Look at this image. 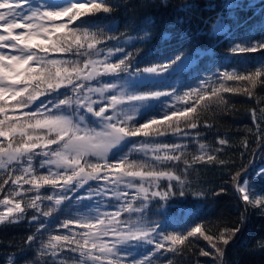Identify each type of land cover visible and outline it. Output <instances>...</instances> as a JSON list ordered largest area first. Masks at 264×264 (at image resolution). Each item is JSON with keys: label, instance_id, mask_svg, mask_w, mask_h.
Wrapping results in <instances>:
<instances>
[{"label": "snow or ice", "instance_id": "6c2138e0", "mask_svg": "<svg viewBox=\"0 0 264 264\" xmlns=\"http://www.w3.org/2000/svg\"><path fill=\"white\" fill-rule=\"evenodd\" d=\"M114 7L107 0H0V192L11 180L0 198V206L5 208L0 211V224L25 219L35 224L36 231L22 251L31 248L37 255L22 264H173L168 253L179 255L189 237L198 235L215 250L201 249L200 254L226 264V246L240 226L209 235L198 223L185 231L166 233L159 222L149 219L147 210L153 199L167 201L176 194L173 181L179 185V194H184L191 163L216 161L211 153L222 149L200 142L201 133L188 130L198 129L201 114L212 105H227L222 93L251 97L257 83L264 84V58L254 68L246 61L223 68L214 73L215 79H202L183 93L175 87L170 91L142 88L145 80L183 71L201 50L192 55L176 53L159 64L136 67L133 53L124 46L107 47L110 40L123 38L127 44L133 39L126 34L116 36L110 25L100 23ZM63 18H67L66 23H56ZM212 31L226 34L228 27L217 20ZM149 36L145 31L138 39ZM229 52L233 56L264 52V38L233 42ZM117 53L123 55L113 62L111 58ZM104 76L116 79L92 85ZM229 81L248 86H229ZM62 88L65 91L61 92ZM193 96L194 105L189 103ZM162 97H174L187 106L161 101L156 112L146 114L152 102ZM260 112L264 122V108ZM252 115L255 118V110ZM205 127H209L206 122ZM257 132L264 134L259 126ZM166 135L179 142L157 139ZM134 137L151 139L135 141ZM189 141L200 152L192 156L191 163L185 158ZM217 143L223 146L228 141L218 138ZM244 144L246 147L247 141ZM180 162L185 175L172 167ZM261 175L264 169L258 170L257 176ZM241 176L237 172L232 179L246 209L250 205L264 212V193L256 192L254 185L250 188L248 178ZM162 180L168 182L164 190ZM90 181H97V186ZM85 185L87 195L78 197L76 203L93 201L95 196L101 200L83 205L77 215L69 212L59 224L67 234H50L53 221L49 218L57 212L63 214L61 205L72 203L68 193ZM45 186L52 191L41 193ZM30 192L35 195L29 196ZM109 193L117 202L116 210L101 211V202ZM45 201L49 202L46 206ZM26 209L35 210L30 218ZM125 213L126 218H122ZM243 223L244 213L240 225ZM45 232H49L47 237ZM15 259L9 257L6 264H14Z\"/></svg>", "mask_w": 264, "mask_h": 264}, {"label": "trees", "instance_id": "16d2710c", "mask_svg": "<svg viewBox=\"0 0 264 264\" xmlns=\"http://www.w3.org/2000/svg\"><path fill=\"white\" fill-rule=\"evenodd\" d=\"M49 2L56 3L58 0ZM107 2L115 7L108 19L101 20L100 23L110 25L116 36L126 34L133 38L127 44H123V38L121 41H107V47L124 46L126 51L133 53L134 66L139 68L153 66L166 61L176 53L192 55L197 49L201 50L202 54L195 56L183 71L171 76L167 74L166 79L146 83L142 88L155 87L170 91L175 87L178 93H183L196 87L202 79L209 77L215 79L214 73L223 68L238 66L239 62L244 61L248 67L254 68L264 58V52L240 56H233L229 52L233 42H242L246 39L258 41L264 38V0H236L234 7L229 6L230 0H107ZM217 20H222L227 25L226 34H213L212 26ZM66 22L67 18L56 21ZM145 31L150 33V36L146 40L138 39ZM54 55L57 58L61 56ZM122 55L123 53H117L111 59L117 62ZM227 84L248 86L246 82L229 81ZM63 91L65 89L62 88L61 92ZM252 91L251 97L242 93H222L228 100L227 105H212L201 114L198 129L188 131L200 132V142L222 149L211 153L216 156V161L191 163L192 156L199 155L200 152L197 145L189 141L185 158L189 159L191 166L186 174L184 194H179V185L173 181L172 191L176 194L170 196L167 201L153 199L147 210L149 219L159 222L166 233L185 231L198 223L205 226L206 234L209 235L218 234L225 227L240 226V231L226 246V264H264V248L260 247L264 244V212L250 205L246 209L232 179L235 173L241 172V179L247 177L250 188L254 185L256 192L264 193V175L257 176L258 170L264 169V134L257 132V126L264 130V122L260 120L262 115L260 109L264 108V84L258 82ZM161 101L169 106L175 103L176 107L187 106L184 101H175L174 97H162L146 114L156 112ZM189 103L195 104L194 96ZM203 103L205 102L202 101L201 105ZM253 110L255 118L252 115ZM197 111H200V107ZM205 122L209 127H205ZM218 138L226 139L228 143L220 146L217 143ZM132 139L141 141L151 138ZM157 139L161 142H179L178 138L171 135ZM172 167L181 175H185L181 171L184 168L182 162ZM39 171L44 172L43 169ZM167 183L166 180L161 181V190H164ZM90 184L94 188L97 186L96 182ZM10 185L11 180L4 186V192H0V198ZM51 191L49 186L41 189L43 194ZM81 193L80 189L74 193L69 192L68 195L72 197L71 205L65 201L61 205L64 209L63 214L57 212L53 214L54 218H49L53 221L50 234H67V229L60 228L59 224L68 218L69 212L73 216L77 215V209L83 210V205L88 204L86 201L76 203ZM28 195L35 193L30 192ZM48 203L45 201V206ZM26 211L30 218L35 210ZM242 213L244 223L241 226ZM126 216L125 213L122 218ZM70 227L75 230L79 228L76 225ZM35 231V224L30 223L29 219L19 223L0 224V264H6L9 257L16 258L14 264H22L25 260L33 259L37 255L34 250L31 248L22 250L26 248L27 238ZM47 235L49 232L44 233L45 237ZM182 247L183 251L179 255L168 253V257L173 258V264H217L213 256L200 254L201 249L210 253H215V250L199 235L189 237V241Z\"/></svg>", "mask_w": 264, "mask_h": 264}, {"label": "rangeland", "instance_id": "374dc122", "mask_svg": "<svg viewBox=\"0 0 264 264\" xmlns=\"http://www.w3.org/2000/svg\"><path fill=\"white\" fill-rule=\"evenodd\" d=\"M231 2L229 3V6H231V7H234L236 4L234 3V1H236V0H230ZM23 7L24 8H26L27 6L26 5H23ZM0 31H2V30H0ZM17 32H19V31H22V30H20V29H17L16 30ZM195 60V59H194ZM188 65H190V64H188ZM187 68V67H186ZM168 76H167V74H165L162 78H156V77H154V78H150V79H148V80H145V81H143V84L142 85H144V84H146V83H149V82H155V81H158V80H162V79H166ZM115 77H111V76H104V77H101L100 79H99V81H92L91 83H92V85L93 86H98V84L99 83H103V82H109V81H115ZM60 91H61V89H60ZM40 99H45V97H41ZM156 101H154V102H152V104H154ZM38 103V102H37ZM176 104V103H175ZM97 107H98V105H97ZM143 111V110H142ZM90 115V114H89ZM54 147V146H53ZM93 182H96L97 184H98V182L97 181H90L89 183H93ZM99 183H103L102 181L101 182H99ZM25 186V185H24ZM87 187V185H85L83 188H81L80 189V192H82L81 194H80V197H83V196H86L87 195V192H88V188H86ZM129 192H130V194H133L134 193V190H128ZM69 194V193H68ZM110 196H111V194L109 193V195L107 196V197H105L104 199H103V201L101 202V205H100V207H101V211H109V212H112V211H115L116 210V208L114 207V205L117 203L115 200H112V199H110ZM101 200V197L100 196H95L94 198H93V201H89V200H87V199H85L84 201H86V203H94L95 201H100ZM112 201H114V203H112ZM3 210H5V208H4V206H0V211H3ZM76 231H83V229H79V228H77L76 229ZM150 247V246H149Z\"/></svg>", "mask_w": 264, "mask_h": 264}, {"label": "bare ground", "instance_id": "6f19581e", "mask_svg": "<svg viewBox=\"0 0 264 264\" xmlns=\"http://www.w3.org/2000/svg\"><path fill=\"white\" fill-rule=\"evenodd\" d=\"M195 61V60H194Z\"/></svg>", "mask_w": 264, "mask_h": 264}]
</instances>
